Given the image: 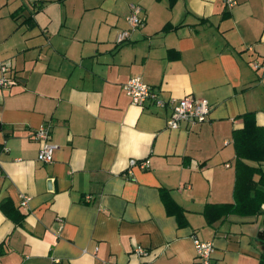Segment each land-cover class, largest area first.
<instances>
[{"label":"crops","instance_id":"0c3cea01","mask_svg":"<svg viewBox=\"0 0 264 264\" xmlns=\"http://www.w3.org/2000/svg\"><path fill=\"white\" fill-rule=\"evenodd\" d=\"M236 1L0 0V64L16 81L0 92V264H195L194 238L212 264H264V215H202L234 201L238 117L264 126V0ZM131 6L143 25L118 43ZM132 77L163 101L206 100L207 120L168 129L169 107L131 104Z\"/></svg>","mask_w":264,"mask_h":264},{"label":"built area","instance_id":"2783aa9c","mask_svg":"<svg viewBox=\"0 0 264 264\" xmlns=\"http://www.w3.org/2000/svg\"><path fill=\"white\" fill-rule=\"evenodd\" d=\"M228 7H231L237 3L236 0H225ZM141 9L138 6H131L130 13L128 14L126 21L129 30L122 32L117 42H124L130 35V31L143 25L140 17ZM252 67L255 70L264 69V62H253ZM11 64L9 61L2 62L0 64V92L9 90L16 84V81L11 72ZM123 90L126 96L130 99L132 105L144 107L146 105H152L156 108L169 107L170 115L166 121V127L170 130H178L182 125H188L190 127L204 123L207 120V116L210 112L209 104L203 99H192L186 97L180 100L169 99L163 101L158 92L150 85L144 83L139 77L130 78L124 85ZM34 140L41 143V147L37 154V161L41 163H51L53 161V152L55 146L50 143V135L47 126L43 125L36 129ZM136 162L130 161V166H134ZM148 163L143 162L140 164V168L147 169ZM2 173V165L0 161V177ZM30 198L22 197L20 205L25 207ZM195 251V264H212L213 244L211 242H203L197 238L193 240ZM138 255H145V250L138 248L135 251Z\"/></svg>","mask_w":264,"mask_h":264},{"label":"trees","instance_id":"16d2710c","mask_svg":"<svg viewBox=\"0 0 264 264\" xmlns=\"http://www.w3.org/2000/svg\"><path fill=\"white\" fill-rule=\"evenodd\" d=\"M242 127L232 131L235 151L234 201L231 204H208L202 215L207 224L235 214L240 216L264 215V126L255 122V113L248 112L240 117ZM161 199L168 214L176 217L180 227L187 225L184 210L161 191Z\"/></svg>","mask_w":264,"mask_h":264}]
</instances>
